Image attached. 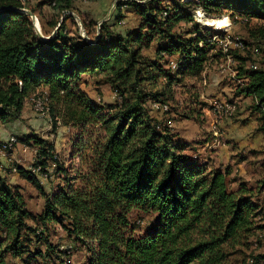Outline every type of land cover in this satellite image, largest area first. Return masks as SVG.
<instances>
[{"label":"trees","instance_id":"trees-1","mask_svg":"<svg viewBox=\"0 0 264 264\" xmlns=\"http://www.w3.org/2000/svg\"><path fill=\"white\" fill-rule=\"evenodd\" d=\"M72 1L57 0L50 6L59 15L45 24L57 29L50 34L40 21L44 39L31 18L16 10L25 7L22 0H0V121L18 118L27 97L45 92L53 124L60 120L81 129V139L74 143L80 154L78 173L45 195L37 216L27 209L18 185L0 177V264H6L8 256L24 253V231L41 236L50 222L84 246L86 264H232L231 253L248 248L256 232L264 229L256 221L264 207L252 201L245 185L229 188L228 170H208L205 162L186 157L177 135L162 124L155 110L164 113L162 105L172 99L174 82L202 73L215 45L194 21L196 9L206 17L240 16L247 21L262 18L264 12L253 11L251 0H166L168 5L162 0H120L113 19L120 23V9L126 6L138 13L139 24L119 32L106 20L90 37L83 21L86 39L78 32L68 33L67 14L59 23ZM222 7L231 11L223 13ZM217 19L223 20H212ZM181 21L195 25L178 29ZM249 35L264 36V26L249 29ZM242 41L246 56L236 55V49L228 54L256 65L238 67L237 92L252 97L251 108L259 114L258 130L264 139V67L255 58L259 50ZM151 45L152 59L142 54ZM162 54L174 56V71L165 68ZM84 74L102 77L117 102L91 100L80 87ZM27 138L38 151L33 166L44 171L49 160L56 163L45 139L35 134ZM16 169L41 189L30 169L20 165ZM57 170L65 173L63 167ZM135 209L156 215L150 231L141 237L133 235L129 220ZM28 220L37 223L30 225ZM60 252L56 248L63 261ZM247 264H264V254H250Z\"/></svg>","mask_w":264,"mask_h":264},{"label":"rangeland","instance_id":"rangeland-1","mask_svg":"<svg viewBox=\"0 0 264 264\" xmlns=\"http://www.w3.org/2000/svg\"><path fill=\"white\" fill-rule=\"evenodd\" d=\"M42 1L39 0V2ZM56 1L51 0L50 6H56ZM175 1L180 2L181 0ZM117 2L113 8L115 11ZM170 3L169 1L162 2V5ZM51 7H45L44 12L38 13L36 20L39 19V22L43 23L53 19L54 15H59L52 13ZM251 9L264 12V0H251ZM108 10L109 8L105 7L95 12L93 9L88 12L93 16L102 17ZM230 11L228 8L222 7L223 13ZM199 12L203 14L200 9H197L194 11L193 19L199 24L201 34L205 37L211 35L214 41L225 40L224 52L222 53V43L213 41L215 45L208 51L210 57L204 63L202 73L184 75L181 80L174 82L171 86L172 99L162 105V108L167 105V110L163 114L159 112H155V114L163 125H168L169 129L177 135L176 140L184 146L182 152L186 157L197 158L205 162L208 170H228L229 188L236 189L240 184L245 185L251 189L252 201L260 207H264V152L263 143L260 146L262 133L258 130L257 117L259 114L251 108L252 97L237 92L241 83L239 79H236L238 67L242 66L247 69L252 61L247 60L241 63L233 53L228 54L230 49H236L239 51L236 55L246 56L245 45L242 41L244 40L249 44V47L259 50L260 54L255 58L258 65L264 67V36L252 37L249 35V29L259 27V25L264 26V15L258 19L252 17L248 21L240 16H235L233 20L226 15L209 17L210 19L222 18L225 20L211 19L212 23L204 27L196 17ZM62 13L66 15L68 11H62ZM116 14L117 12L114 15ZM120 14L122 21L118 25H122L124 29L136 27L141 20L137 12L126 6L120 9ZM88 16L90 17V15ZM72 21H67L66 25L71 31H74L76 25ZM99 25L97 24L96 27L99 28ZM194 25L192 21H181L178 24V29H191ZM87 27L90 37L97 35L91 24L87 23ZM45 30L50 31L51 28L47 26ZM142 54L148 58H154V47L151 45L148 48H143ZM162 55L167 61L164 64L165 68L168 67L174 71L177 68L176 60L173 61L174 56ZM230 59L232 62L229 63ZM251 67L256 68V65H251ZM80 87L97 104L117 102L116 93L100 76L82 75ZM32 94L26 98L25 109L18 118L4 123L0 121V177L13 185H18L26 201L27 209L37 216L42 211L45 195H52L63 185L66 177H74L78 173L80 154L76 151L74 143L81 139V129L71 124H64L60 120H56V123L53 124V120L48 116L49 111L41 110L40 116L33 109V100L38 97L45 99L47 94L45 92ZM213 96L217 99H213ZM212 101H217V105L222 107L216 111V118H221V120L213 118ZM42 103L49 110L48 97L42 100ZM231 105L234 107V112L229 114L227 106ZM154 106L158 105L153 104L152 107ZM226 120L233 121L239 128L242 125L245 128H250V133L252 132L255 138L251 143L253 148L240 147L238 142L226 139V129L223 127ZM33 134L45 139L52 146L50 152L56 159V163L49 160L44 171L40 169L31 171V174L37 177L41 189L35 183L21 177L16 169V166L19 165L30 170L35 167L32 164L37 159L38 151L33 142L27 138L28 135ZM11 135L13 141H3ZM59 166L65 169V173L58 172ZM129 220L131 225H134L133 235L141 237L150 231L151 225L156 221V215L135 209L130 212ZM256 221L259 224H264V210L260 212ZM28 223L35 226L37 222L28 220ZM40 229L41 227L37 226V230ZM42 230H44L43 233L38 237L35 233L24 231L22 236L24 253L20 257L8 256L6 264H86L88 259L86 249L80 242L68 235L62 226L56 222H50L47 228ZM251 241L248 248L239 247L231 253L229 260L232 264H247L250 254H264V229L256 232ZM48 245H51V248H48ZM56 248L61 251L60 257L63 261L59 260Z\"/></svg>","mask_w":264,"mask_h":264},{"label":"crops","instance_id":"crops-1","mask_svg":"<svg viewBox=\"0 0 264 264\" xmlns=\"http://www.w3.org/2000/svg\"><path fill=\"white\" fill-rule=\"evenodd\" d=\"M22 1H23V4L25 5L24 8L31 10L34 13V15L36 16V18H38L37 17L38 13L44 12L45 7H47V8L50 7V5L44 3V0L42 2H39V0H22ZM114 1L115 0H73L71 2V6H70L69 10H64V12L68 11V13H67L68 18H66V21H65L66 30L68 31V33L78 32L81 36H83V35L86 36V33H85L86 31H85V28L83 25V21H85L86 24L87 23L91 24V26L95 28V34H97L98 33V27H96V26H97L98 22H103V21L109 20V23L112 24L110 27L111 29H113L115 31H119V32L122 31V29H124V28H122V25H118L119 23L115 22V20L113 19V15L117 12L113 9L111 10V6H112ZM137 1H140V0H137ZM37 2H39V3H37ZM162 2L166 3L167 1L162 0ZM105 7L109 8V10L106 13V15H104L102 17L93 16L92 14H89V12H88L89 10H92V9L95 12L98 9H104ZM50 11H52V13H54L53 9H50ZM62 15H63V13H62ZM88 15H90V17ZM60 19H59V23L63 20V18H62V20H60ZM37 20H38V24H39L40 33L42 34L41 24L39 22V19H37ZM70 20L71 21L73 20L72 22H75L76 29L74 31H71L69 29V27L66 25L67 21H70ZM43 24H44V29H45L47 27L45 24V21L43 22ZM54 31H55V29L48 31V32L50 34H53ZM212 98L217 99V98H215V96H213ZM25 105H26V103H24V106H23L21 112L24 111ZM154 108L156 109L157 106H154ZM155 112L161 113L160 111H156V110H155ZM158 119H159V117H158ZM223 127H225V129H226L225 131L227 134V136H226L227 140H234L235 142H238L239 143L238 145L240 147H243V146H248L249 148L252 147L251 143L255 138H254V135L252 134V132L250 133V128H248V127L245 128V126H243V125L239 128V127H237L236 123H234L233 121H230V120H226L223 123ZM7 138H8V136H7ZM7 138H5V140ZM5 140H3V141H5ZM263 141L264 140L261 136L260 146L263 143Z\"/></svg>","mask_w":264,"mask_h":264},{"label":"built area","instance_id":"built-area-1","mask_svg":"<svg viewBox=\"0 0 264 264\" xmlns=\"http://www.w3.org/2000/svg\"><path fill=\"white\" fill-rule=\"evenodd\" d=\"M54 7V6H52ZM197 10V9H196ZM195 10V11H196ZM237 17V16H236ZM214 42L216 43H222V53L224 52V47H225V40H215ZM233 44V43H232ZM173 61H175V59L173 58ZM232 62V60L230 59L229 63ZM168 107L167 105L166 106H163V109L166 110ZM33 109L36 113H38L40 116H41V99H35L33 100ZM217 109H222L221 105H217V101H212L211 103V113L213 115V118L216 120V119H219L221 120V118H216V111ZM216 134V133H215ZM5 141H13V136L11 135L10 137H8ZM14 145V144H13ZM40 169L39 166H35L34 168L31 169V171H36Z\"/></svg>","mask_w":264,"mask_h":264},{"label":"bare ground","instance_id":"bare-ground-1","mask_svg":"<svg viewBox=\"0 0 264 264\" xmlns=\"http://www.w3.org/2000/svg\"><path fill=\"white\" fill-rule=\"evenodd\" d=\"M53 4H54V2H53ZM196 17L199 20L198 22H200L202 24V26H204V27L209 26L210 23H211L210 18L206 17L201 12L197 13ZM210 36L206 37V39L214 41L213 37L212 36L210 37ZM37 99H41V110H44L45 112H48V107L45 104L43 106V103H42V100H45V99H42L40 97H38ZM227 111H228L229 114H232L234 112V107L232 105L231 106H227Z\"/></svg>","mask_w":264,"mask_h":264},{"label":"water","instance_id":"water-1","mask_svg":"<svg viewBox=\"0 0 264 264\" xmlns=\"http://www.w3.org/2000/svg\"><path fill=\"white\" fill-rule=\"evenodd\" d=\"M118 0H115L114 2H113V4H112V6H111V10L114 8V5L116 4V2H117ZM136 2H141V1H137V0H135ZM16 10H18V11H21V12H24V13H26L30 18H31V20H32V22H33V25H34V29H35V31L38 33V35L41 37V38H47V37H44L41 33H40V29H39V25H38V22H37V20H36V16L34 15V13L31 11V10H28V9H25V8H18V9H16ZM110 10V11H111ZM63 16L64 15H62L61 16V19L60 20H62V18H63ZM101 22H98V24H100ZM59 25V24H58ZM57 25V26H58ZM57 29V27L55 28V30ZM99 29V28H98ZM83 37L84 38H86V39H88V37L87 36H85V35H83Z\"/></svg>","mask_w":264,"mask_h":264}]
</instances>
